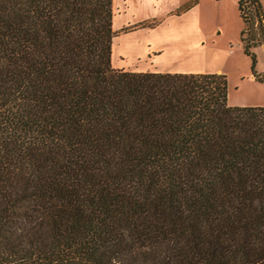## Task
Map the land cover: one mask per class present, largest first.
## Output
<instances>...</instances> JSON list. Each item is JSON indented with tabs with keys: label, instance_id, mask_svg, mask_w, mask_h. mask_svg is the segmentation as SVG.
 Segmentation results:
<instances>
[{
	"label": "trees",
	"instance_id": "trees-1",
	"mask_svg": "<svg viewBox=\"0 0 264 264\" xmlns=\"http://www.w3.org/2000/svg\"><path fill=\"white\" fill-rule=\"evenodd\" d=\"M111 4L0 0V264H264V105L113 66Z\"/></svg>",
	"mask_w": 264,
	"mask_h": 264
},
{
	"label": "rangeland",
	"instance_id": "rangeland-1",
	"mask_svg": "<svg viewBox=\"0 0 264 264\" xmlns=\"http://www.w3.org/2000/svg\"><path fill=\"white\" fill-rule=\"evenodd\" d=\"M260 1L264 7V0ZM196 4L198 5V24L194 26L193 33H190L191 43L182 44L178 41H169V37L177 35L178 30L181 29L182 23L180 22L174 26H168L165 23L157 24L155 22L157 19H148L126 24L118 29L117 25L121 20L132 21L131 17L137 12L135 7L122 10L114 20L113 29H118L115 32L120 36L117 39L118 43L122 44L131 39L132 42L135 41L139 47H142L148 40H158L161 46L157 49L159 51L163 49L164 53L160 61L151 68L180 69L186 66V68L199 71L222 72L227 78V102L229 104L264 105V80L254 77V72L264 77V44L252 45L251 53L246 52L240 39L243 21L238 12L237 0H196ZM155 24L157 25L154 27L136 32L130 31L131 33L127 32L126 35L120 33L140 25L153 26ZM252 53L255 57L254 69L252 68ZM135 67H138L137 63L127 66V69Z\"/></svg>",
	"mask_w": 264,
	"mask_h": 264
},
{
	"label": "crops",
	"instance_id": "crops-1",
	"mask_svg": "<svg viewBox=\"0 0 264 264\" xmlns=\"http://www.w3.org/2000/svg\"><path fill=\"white\" fill-rule=\"evenodd\" d=\"M190 0H112V28L114 27V20L117 15L121 13L122 10L132 9L135 7L137 10L136 15L134 14L131 19L132 21L121 20L118 23V29L126 24H134L138 22H142L148 19H157V24L165 23L168 26H174L177 22L182 23V27L178 30V34L176 30L174 31L177 35H173L171 38L169 37V41H178L182 44H188L192 41L190 40V33H193L194 26L198 24V5L196 1L186 9H180L177 11L184 3ZM161 21V22H160ZM153 26H137L132 30L123 31L120 33L127 34V32L131 33L136 32L142 29H146ZM185 27V29H184ZM183 28V29H182ZM196 28V27H195ZM118 29H114L115 31ZM118 35V36H117ZM119 33L115 32L113 36V41L111 44V63L115 67H124L134 64H138V67H135L133 70H154V71H197L194 69L181 67L180 69H166V68H151L154 64L160 61V57L163 55L164 50L160 51L157 49L161 45H159L158 40H151L145 42L142 47H139L138 43L132 40H127L126 42L120 44L118 43ZM157 41V42H156ZM132 42V43H130ZM156 43H158L156 45ZM193 44V43H192ZM133 49H130V48ZM183 48V47H181ZM151 54V56H150ZM142 58V59H141ZM137 59H140L139 61ZM136 61V62H134ZM185 64V63H183ZM199 71V70H198Z\"/></svg>",
	"mask_w": 264,
	"mask_h": 264
}]
</instances>
